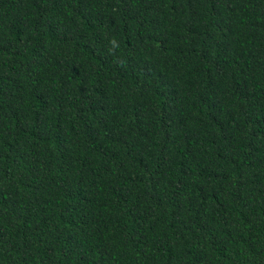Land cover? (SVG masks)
Returning a JSON list of instances; mask_svg holds the SVG:
<instances>
[{
  "label": "trees",
  "instance_id": "obj_1",
  "mask_svg": "<svg viewBox=\"0 0 264 264\" xmlns=\"http://www.w3.org/2000/svg\"><path fill=\"white\" fill-rule=\"evenodd\" d=\"M0 264H264V0H0Z\"/></svg>",
  "mask_w": 264,
  "mask_h": 264
}]
</instances>
